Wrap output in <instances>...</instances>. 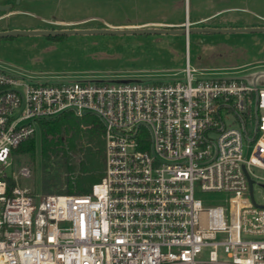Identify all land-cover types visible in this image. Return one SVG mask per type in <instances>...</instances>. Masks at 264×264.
Instances as JSON below:
<instances>
[{
	"label": "built area",
	"instance_id": "built-area-1",
	"mask_svg": "<svg viewBox=\"0 0 264 264\" xmlns=\"http://www.w3.org/2000/svg\"><path fill=\"white\" fill-rule=\"evenodd\" d=\"M25 79L0 66V264H264V84L243 77ZM93 116L104 167L37 193L15 148ZM259 171H262L260 173ZM248 178L252 180V197ZM220 192L214 204L200 192Z\"/></svg>",
	"mask_w": 264,
	"mask_h": 264
},
{
	"label": "rangeland",
	"instance_id": "rangeland-1",
	"mask_svg": "<svg viewBox=\"0 0 264 264\" xmlns=\"http://www.w3.org/2000/svg\"><path fill=\"white\" fill-rule=\"evenodd\" d=\"M2 29L189 26L246 27L264 24V0H0ZM248 24V25H247ZM56 37V38H54ZM196 77H247L264 72V32L187 34H68L0 37V66L25 79H184L185 59ZM35 156L15 151L31 168L21 183L37 193L87 189L104 167L102 138L93 116L62 120L34 136ZM74 158L67 159L68 151ZM262 173V171H259ZM254 197L262 193L254 187ZM210 204L220 192H200Z\"/></svg>",
	"mask_w": 264,
	"mask_h": 264
},
{
	"label": "water",
	"instance_id": "water-1",
	"mask_svg": "<svg viewBox=\"0 0 264 264\" xmlns=\"http://www.w3.org/2000/svg\"><path fill=\"white\" fill-rule=\"evenodd\" d=\"M19 0H16L18 2ZM10 8V4L0 5V10ZM213 32V33H233V32H264V26H246V27H216V26H189L186 22L179 28H161V27H124V28H59V29H2L0 37H11L16 35H68V34H187L188 32ZM252 83L264 84V72L253 73L245 77ZM249 194L252 197V180L248 178Z\"/></svg>",
	"mask_w": 264,
	"mask_h": 264
},
{
	"label": "trees",
	"instance_id": "trees-1",
	"mask_svg": "<svg viewBox=\"0 0 264 264\" xmlns=\"http://www.w3.org/2000/svg\"><path fill=\"white\" fill-rule=\"evenodd\" d=\"M168 28V27H167ZM170 28V27H169ZM176 28V27H174ZM173 28V29H174ZM178 28V27H177ZM50 37H53V36H50ZM56 38V37H54ZM67 119H70V120H78V119H74V118H65L63 120H67ZM81 120V119H80ZM85 120V119H83ZM59 122V121H58ZM94 122L99 126V131H100V135H101V138H102V128L101 126L97 123V120L94 118ZM52 123H57V122H52ZM52 123H47L45 124L43 127H47V125H50ZM102 150H103V139H102ZM15 151L20 153V154H27L29 155L30 157H34L35 156V152H36V143H35V138L34 137H31V138H28L24 141H22L16 148H15ZM68 155H67V159L69 158H74L73 156V153L72 151H68ZM72 156V157H71ZM89 183H91V181H89ZM88 183V185H89ZM88 187V186H87ZM86 190V189H84ZM75 191H83V190H75Z\"/></svg>",
	"mask_w": 264,
	"mask_h": 264
},
{
	"label": "crops",
	"instance_id": "crops-1",
	"mask_svg": "<svg viewBox=\"0 0 264 264\" xmlns=\"http://www.w3.org/2000/svg\"><path fill=\"white\" fill-rule=\"evenodd\" d=\"M187 23H188V25H189V22L187 21ZM248 25V24H247ZM251 26H256V25H254V24H252ZM258 26H264V24L263 25H258Z\"/></svg>",
	"mask_w": 264,
	"mask_h": 264
}]
</instances>
